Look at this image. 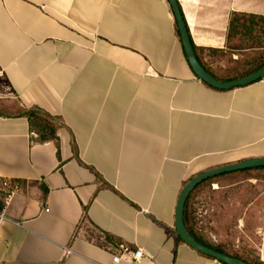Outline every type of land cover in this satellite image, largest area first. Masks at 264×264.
<instances>
[{"label": "crops", "instance_id": "obj_1", "mask_svg": "<svg viewBox=\"0 0 264 264\" xmlns=\"http://www.w3.org/2000/svg\"><path fill=\"white\" fill-rule=\"evenodd\" d=\"M177 2L203 67L226 78L237 64L206 58L234 57L230 20L264 16V0ZM176 27L167 0H0V264H224L177 239L175 205L196 174L264 157V78L210 87ZM30 109L55 138H40ZM256 168L200 183L185 224L205 246L264 264V185L245 173ZM4 181L19 185L8 198Z\"/></svg>", "mask_w": 264, "mask_h": 264}, {"label": "water", "instance_id": "obj_2", "mask_svg": "<svg viewBox=\"0 0 264 264\" xmlns=\"http://www.w3.org/2000/svg\"><path fill=\"white\" fill-rule=\"evenodd\" d=\"M170 7L172 8L175 21L177 24V29L180 37V41L182 44V48L184 51V54L186 56L187 62L190 65L191 69L195 73V75L202 80L204 83L209 85L210 87H213L218 90H229L235 87H241L249 85L253 82H256L262 78H264V66L254 72H252L249 75L243 76L241 78L233 79L230 81H221L216 79L214 76H212L200 63L196 52L193 48L191 38L188 33V29L186 27L185 21L183 19L179 4L177 0H167ZM254 167H264V157H253L244 159L239 162H235L232 164H226L223 166L211 168L204 170L192 178H190L182 187L179 196L176 201L175 205V212H174V232L175 234L187 245L192 247L194 250L209 256L211 258H214L224 264H250L248 262H245L243 260H239L236 258H233L227 254H224L220 251H217L213 248H210L208 246H205L198 241H196L187 231L184 219H183V211H184V205L186 202L187 197L191 193V191L195 188L197 184L200 182L223 174L227 172L237 171V170H243V169H249Z\"/></svg>", "mask_w": 264, "mask_h": 264}, {"label": "trees", "instance_id": "obj_3", "mask_svg": "<svg viewBox=\"0 0 264 264\" xmlns=\"http://www.w3.org/2000/svg\"><path fill=\"white\" fill-rule=\"evenodd\" d=\"M243 18H246V20L244 22H240V20H242ZM257 22L264 23V16L252 15V14H249V15L242 14V15L234 16V18H232L230 20V22H229L227 38H229L231 35L239 34V29H242L244 31V35L249 36L250 38H252V40L256 39L257 41H254V43L259 44L260 42H258V38H260V37H258L257 35H253L252 34L253 31L255 30L254 27L257 25ZM176 32L179 35L177 27H176ZM260 33L262 35H264V31H261ZM192 45H193V48H194V50L196 52V46L193 43H192ZM229 49L232 50L231 53H234L233 51L237 50L234 47H229ZM196 55H197V53H196ZM200 63L202 64L201 61H200ZM244 64H247L246 68L243 71H241L239 74H237L236 76H233V77L219 78V77L213 75L212 73H210V72L209 73L212 76H214L216 79L221 80V81H230V80H233V79H237V78H241L243 76L249 75L252 72H254V71H256V70H258V69H260V68H262L264 66V50L262 52H260V54H258L257 56H253V57L247 59V61ZM24 115L27 116L28 120L30 121V124L34 123V122H37L40 125H42V130H39L40 138L42 140L56 137L55 128L52 125V123L50 122L49 116L44 114L40 109L27 110L26 112H24ZM261 168H264V167H261ZM208 179H210V178H208ZM208 179H206V180H208ZM202 182H200V183H202ZM199 184H197L195 186V188ZM189 196H190V194H189ZM189 196L187 197L185 205H184V211H183L184 224H185L186 216H187ZM1 207H2V203L0 202V208ZM185 227H186V224H185ZM186 229L188 231L187 227H186ZM192 237L196 241L201 243L197 238H195L194 236H192ZM105 239H106L105 242H106L107 245H104V247L105 246L118 247L117 241H115L112 237L106 235ZM177 239L181 240L178 236H177ZM201 244H203V243H201ZM203 245H205V244H203ZM218 251L222 252L221 250H218Z\"/></svg>", "mask_w": 264, "mask_h": 264}, {"label": "rangeland", "instance_id": "obj_4", "mask_svg": "<svg viewBox=\"0 0 264 264\" xmlns=\"http://www.w3.org/2000/svg\"><path fill=\"white\" fill-rule=\"evenodd\" d=\"M246 18H243L240 20V22H244ZM253 35H257L259 44L254 43V41H257L256 39L250 38L249 36L244 35V31L242 29H239V34L237 35H231L228 38V47H234L237 50L233 51L235 56H231L230 54L225 53H215L213 55H210L206 58V64H237L235 66H231L228 73H222L221 77H227L228 76H235L236 74H239L241 70L247 66V64H244L247 59L257 56L264 50V35H262L260 32L264 31V23L257 22V25L254 27ZM246 174L254 175L256 178L255 184L260 183L261 185H264V168H256L253 170L245 171ZM213 180V179H212ZM211 180L207 181L206 183L208 186L204 185L203 188L209 187L212 188ZM237 183L235 182V179H232L229 181V187L230 189L237 188V186H234L233 184ZM229 193L230 196H227L223 199H228L230 205L238 204L239 203V197L232 194V190ZM210 201H217L218 198L216 197H210ZM209 201V202H210ZM220 201V200H218ZM264 199L262 198L261 204L263 205ZM211 203V202H210ZM230 215V214H229ZM230 222L235 220V215L233 214L229 218Z\"/></svg>", "mask_w": 264, "mask_h": 264}, {"label": "built area", "instance_id": "obj_5", "mask_svg": "<svg viewBox=\"0 0 264 264\" xmlns=\"http://www.w3.org/2000/svg\"><path fill=\"white\" fill-rule=\"evenodd\" d=\"M3 186L4 187H9L7 190V198L9 196V194H11L13 191L17 190L19 185L17 183H14L11 186H9V183L7 181L3 182ZM0 218H4V216L2 214H0ZM122 252L123 254H128L130 253L129 248L126 246H121ZM144 256L143 251L140 248H137L136 250H134L133 252H131V262L132 263H137L142 257ZM121 256L118 255H113L112 256V264H117V262L120 260Z\"/></svg>", "mask_w": 264, "mask_h": 264}]
</instances>
